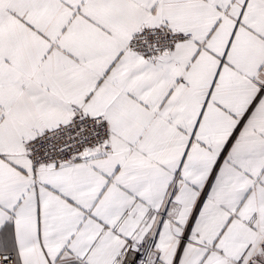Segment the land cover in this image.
I'll return each mask as SVG.
<instances>
[{"label":"snow or ice","instance_id":"obj_1","mask_svg":"<svg viewBox=\"0 0 264 264\" xmlns=\"http://www.w3.org/2000/svg\"><path fill=\"white\" fill-rule=\"evenodd\" d=\"M0 264H264V0H0Z\"/></svg>","mask_w":264,"mask_h":264}]
</instances>
